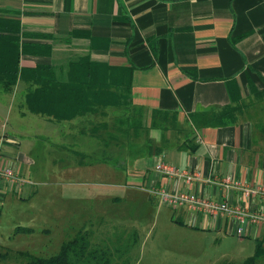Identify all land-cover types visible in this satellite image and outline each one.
<instances>
[{"label": "crops", "instance_id": "crops-1", "mask_svg": "<svg viewBox=\"0 0 264 264\" xmlns=\"http://www.w3.org/2000/svg\"><path fill=\"white\" fill-rule=\"evenodd\" d=\"M0 16L19 21L22 66L59 65L65 74L69 61L85 54L130 74V102L107 108L113 117L117 110L141 121L138 136L117 143L124 145L119 152L125 166H117L124 179L116 185L137 182L129 186L149 190L147 201L169 207L177 222L236 234L239 242L264 236V222L209 214L188 202L169 204L153 192L226 200L246 213L264 209L261 192H243L246 185L264 187V94L257 93L264 90V0H0ZM26 86L19 79L11 92L0 87V159H22L32 151V139L23 148L13 143L29 118ZM237 91L232 101L230 92ZM229 105L239 106L235 118L220 122ZM94 115L59 121L42 116L84 128L100 121ZM6 123L18 130L3 131ZM156 160L180 170L157 171ZM26 167L18 161L17 169ZM188 172H194L190 180ZM6 184L0 178V194Z\"/></svg>", "mask_w": 264, "mask_h": 264}, {"label": "rangeland", "instance_id": "rangeland-1", "mask_svg": "<svg viewBox=\"0 0 264 264\" xmlns=\"http://www.w3.org/2000/svg\"><path fill=\"white\" fill-rule=\"evenodd\" d=\"M112 113L92 118L111 123ZM27 116L13 143L21 148L32 139V151L22 159H0L22 179L18 185L6 181L9 187L0 194V264H23L20 251L54 254L80 229L92 245L108 248L116 264H227L253 253L252 239L239 242L236 234L177 222L169 207L147 201L149 190L129 186L137 182L116 185L124 179L117 167L125 166L119 152L124 145H105V135L90 134L91 125L70 128L40 114ZM16 126L6 123L3 131L15 132ZM19 160L28 165L23 171Z\"/></svg>", "mask_w": 264, "mask_h": 264}, {"label": "trees", "instance_id": "trees-1", "mask_svg": "<svg viewBox=\"0 0 264 264\" xmlns=\"http://www.w3.org/2000/svg\"><path fill=\"white\" fill-rule=\"evenodd\" d=\"M19 28L17 18L0 16V87L5 92H11L19 79L25 81L27 86L23 100L30 112L59 121L88 113L106 116L110 106L121 108L130 102V74H124L118 67L94 62L85 54L72 58L65 74H61L62 67L59 65L22 66ZM257 93L263 95L264 90ZM230 97L232 101L238 100V91L235 94L230 92ZM237 108L238 105H229L219 113V121L234 119ZM90 128V134L95 137L105 135L104 143L108 145L112 141L118 143L120 137L138 136L141 121L134 115L125 117L123 113L115 115L111 123L102 119ZM149 148L151 150L153 146ZM20 253L26 256L23 264H116L111 259L110 250L92 245L88 232L83 229L63 241L54 254ZM263 258L264 236L255 239L252 254L239 262L230 261L227 264H262Z\"/></svg>", "mask_w": 264, "mask_h": 264}, {"label": "built area", "instance_id": "built-area-1", "mask_svg": "<svg viewBox=\"0 0 264 264\" xmlns=\"http://www.w3.org/2000/svg\"><path fill=\"white\" fill-rule=\"evenodd\" d=\"M12 168H13L12 166L6 164L4 165L0 164V178L5 179L7 183L10 184L15 183L18 185L22 183V179H20L14 174ZM154 168L157 171L170 175H174L178 173V171L180 170L179 168H177V166H174L163 160H156L154 162ZM193 174H191V172H188L186 179L190 180ZM153 192L159 194V197L161 198L162 202H166L169 204L188 202V204L192 208L201 209L209 214L214 215L219 212H224L226 214L232 215L233 217H235L236 220L240 222L246 220L255 223L264 222V209L260 211H251L246 213L241 208L233 206L226 200L217 201L214 199L199 198L198 196L190 194L189 192H175V191L169 192L164 189L153 190ZM243 192L247 196H252L255 195L257 192H261L263 197V207H264V187H251L246 185L243 188ZM237 231L240 233L241 227H238Z\"/></svg>", "mask_w": 264, "mask_h": 264}]
</instances>
